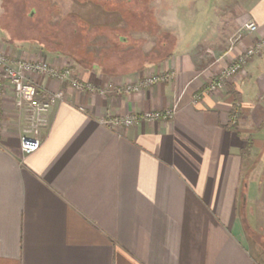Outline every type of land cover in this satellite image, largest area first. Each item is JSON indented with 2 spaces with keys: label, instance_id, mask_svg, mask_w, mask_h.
Listing matches in <instances>:
<instances>
[{
  "label": "crops",
  "instance_id": "1",
  "mask_svg": "<svg viewBox=\"0 0 264 264\" xmlns=\"http://www.w3.org/2000/svg\"><path fill=\"white\" fill-rule=\"evenodd\" d=\"M233 1L182 46L175 41L164 53L118 65L51 50L3 28L0 47L11 59L46 60L71 68L81 82L112 87L105 94L79 91L27 75L39 98L63 90L64 99L51 107L39 149L24 157L25 113L6 86L0 264H264L247 245L240 216L242 200L258 193L254 175L264 155V49L223 87L201 93L264 38V0ZM163 2L153 1L152 12H172ZM246 21L256 32L236 39ZM148 74L171 77L138 91L118 89ZM174 104L168 120L116 128L100 122ZM252 154L257 158L248 165Z\"/></svg>",
  "mask_w": 264,
  "mask_h": 264
},
{
  "label": "rangeland",
  "instance_id": "2",
  "mask_svg": "<svg viewBox=\"0 0 264 264\" xmlns=\"http://www.w3.org/2000/svg\"><path fill=\"white\" fill-rule=\"evenodd\" d=\"M153 1L0 0V38L6 27L9 35L21 40H34L48 49L83 59L91 57L95 64L118 65L143 59L148 52L164 53L169 50L164 45L175 41L182 46L196 33L208 30L216 17L221 19L227 10L226 7L221 12L223 6L236 5L233 0H163V5L172 12L155 14ZM156 15L162 25L158 24ZM199 24L207 25L206 29L200 30ZM256 158L252 154L247 164L251 165ZM257 170L254 176L260 181L258 193L255 198L253 191L242 200L240 216L247 245L264 263V155Z\"/></svg>",
  "mask_w": 264,
  "mask_h": 264
},
{
  "label": "built area",
  "instance_id": "3",
  "mask_svg": "<svg viewBox=\"0 0 264 264\" xmlns=\"http://www.w3.org/2000/svg\"><path fill=\"white\" fill-rule=\"evenodd\" d=\"M256 30L257 25L254 21L244 22L238 30L236 39L240 37L241 33H254ZM263 49L264 38L246 48L233 61L224 66L201 93L212 92L223 87L226 82L231 81L242 72L249 58L261 53ZM27 75L48 76L79 91L105 94L112 87L108 85L106 88H97L91 82H81L74 77L71 68H58L46 60H13L0 47V136L4 129L3 97L6 86L10 85L13 90L15 105L25 113V123L20 130L19 136L20 149L24 157L39 149L41 145L40 130L49 124L50 109L57 102L64 99L63 90H56L48 93L43 98H39L36 84L28 80ZM170 77V74H148L139 81L118 89L123 91H138L140 88L166 81ZM175 111L176 104L164 111H152L125 116L109 114L102 117L100 122L112 128L129 127L140 121L168 120L172 118Z\"/></svg>",
  "mask_w": 264,
  "mask_h": 264
},
{
  "label": "trees",
  "instance_id": "4",
  "mask_svg": "<svg viewBox=\"0 0 264 264\" xmlns=\"http://www.w3.org/2000/svg\"><path fill=\"white\" fill-rule=\"evenodd\" d=\"M249 147H250V142H249V140H244V141L242 142L241 152H242V153H246V152L248 151Z\"/></svg>",
  "mask_w": 264,
  "mask_h": 264
}]
</instances>
